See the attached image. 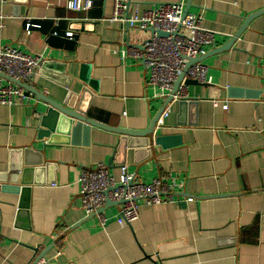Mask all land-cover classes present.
<instances>
[{"label":"crops","instance_id":"0c3cea01","mask_svg":"<svg viewBox=\"0 0 264 264\" xmlns=\"http://www.w3.org/2000/svg\"><path fill=\"white\" fill-rule=\"evenodd\" d=\"M69 1L0 6V49L43 60L39 75L25 82L39 97L22 87L27 103L0 106V180L15 149H28L35 166L24 186L0 182V264L39 257V264H264V0H130L140 13L183 3L216 33L201 61L211 83H189L192 103L172 100L164 111L167 98L146 87L144 66L115 53L128 45L120 26L106 21L113 0H93L85 12L69 10ZM126 35L131 45L144 39ZM53 105L106 129L38 141L39 114ZM117 130L151 133L157 156L142 146L145 137L122 142ZM98 164L115 180L121 166L144 183L161 178L176 200L141 206L130 227L118 225L112 205L103 231L79 198L82 170Z\"/></svg>","mask_w":264,"mask_h":264},{"label":"built area","instance_id":"2783aa9c","mask_svg":"<svg viewBox=\"0 0 264 264\" xmlns=\"http://www.w3.org/2000/svg\"><path fill=\"white\" fill-rule=\"evenodd\" d=\"M5 3L6 0H0V6ZM92 7L93 0H70L68 3V9L74 12H85ZM4 19L0 14V31L4 28ZM106 21L120 26L124 39L122 43L128 45L115 53L122 60L129 58L144 66L147 71L146 87L160 91L162 98L171 95L175 83L183 74L185 80L200 85L211 83L206 65L202 62L188 65L206 55V48L215 44L216 33L202 27L200 16L185 13L183 3L162 4L140 13L130 0H113V12ZM132 31L144 35L139 45H131L129 40L125 42V36L128 39L126 34ZM158 32L167 36H159ZM67 37L72 38L73 34L68 33ZM42 63L39 55H27L9 46L0 49V73L10 81L6 85L0 83L1 107L28 102L31 95L15 83L32 82L39 75ZM187 89V85L181 83L173 101H192ZM212 103L225 111L229 108L228 103L222 104L216 100ZM79 185L81 208L87 216L96 217L103 231L108 228V218L104 212L108 204L118 207V225L130 227L139 220L141 206L156 207L172 204L176 200L174 191L161 178L150 183L141 182L128 172L127 166H121L119 180L111 176L105 164L84 168Z\"/></svg>","mask_w":264,"mask_h":264},{"label":"water","instance_id":"95a60500","mask_svg":"<svg viewBox=\"0 0 264 264\" xmlns=\"http://www.w3.org/2000/svg\"><path fill=\"white\" fill-rule=\"evenodd\" d=\"M185 13H187V9L185 10ZM259 13H256L253 16L258 15ZM250 19H252V17H249L248 19H246L247 20L246 23H248L250 21ZM158 35L162 36V37L167 36L166 34L161 33V32H158ZM203 58H199L197 60L191 61L188 65V67L194 63L201 62ZM0 77H3V75L1 73H0ZM192 82L196 83L194 81L185 80V75L183 74L178 79V81L175 83L173 91L171 92V95L166 99V103H165L164 107L162 108V111H164L166 105L173 100V96L177 93L178 88H179L181 83L188 85L189 83H192ZM15 84L20 86V87H23L27 91L33 92L37 97H39V95H40L37 91H35L32 87L26 85L25 83H15ZM50 102H52V101H50ZM180 103L185 105L187 102L183 101ZM190 103H192V102L190 101ZM58 106H60V105H56V106L53 105L52 108H49L46 113L39 114L40 117H39V123H38V127H37L36 140H38V141L48 140L49 144H54V143H56L54 141L56 136H59V135L69 136V135L75 133L76 131H78L79 129L89 130V128H91V127L106 129V127H103L102 125H100L99 123H96L94 121L81 120V119H78V117H76L73 114L69 115V113L59 112L62 109H60V107H58ZM75 119L78 120V122H76ZM154 127H155V125L153 124L151 131H153ZM115 132L122 136L121 137L122 142H125L126 137H129V136L145 137L146 140H145L144 145H142V146L150 147L151 150L148 154H152L154 156V158L157 156L156 151L154 149L153 136L151 133L145 134L143 136H141V135L139 136L138 134L127 133L123 130H117ZM28 154H29L28 149H25V150L24 149H18V150L15 149V151L11 154V164L9 167V172L7 175L4 176V178L2 180H0V182H5L9 185L16 186V187L20 186V185L24 186L25 183L23 180L27 177L28 173H32V171L35 168V166L30 161ZM43 154H44V156H46L45 152ZM45 159L47 162H50L46 157H45ZM12 190H14L16 192L17 191L23 192L22 189L18 190V189L13 188ZM110 206H112V204H108L107 208ZM113 206H116V205H113ZM41 259L42 258H40V257L37 258L32 264H39Z\"/></svg>","mask_w":264,"mask_h":264}]
</instances>
